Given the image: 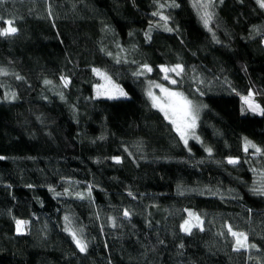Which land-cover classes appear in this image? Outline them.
<instances>
[{"label": "trees", "instance_id": "1", "mask_svg": "<svg viewBox=\"0 0 264 264\" xmlns=\"http://www.w3.org/2000/svg\"><path fill=\"white\" fill-rule=\"evenodd\" d=\"M176 3L163 10L173 31L153 28L151 40L150 22L163 24L153 0L0 5V27L11 19L18 28L0 37V67L24 77L0 76V264H264V196L251 191L264 179V156L243 150L245 138L264 149V116L240 112L250 90L264 98V10L256 0H223L208 31L192 0ZM144 63L153 72L133 76ZM177 63L186 67L179 87L158 67ZM93 67L130 98L95 97ZM196 74L202 84L193 83ZM61 76L71 80L67 88ZM150 80L207 105L197 123L202 143L189 140L191 151L151 107ZM9 90L18 99L5 101ZM65 188L73 195H55ZM185 209L200 216L204 231H180ZM65 216L83 229L86 254L63 231ZM16 219L29 221L25 234L16 233ZM228 224L260 251L234 252Z\"/></svg>", "mask_w": 264, "mask_h": 264}, {"label": "snow or ice", "instance_id": "2", "mask_svg": "<svg viewBox=\"0 0 264 264\" xmlns=\"http://www.w3.org/2000/svg\"><path fill=\"white\" fill-rule=\"evenodd\" d=\"M153 2L156 4L157 10L152 13L153 16L158 17L159 21H162L163 24L160 23L152 24L150 22L149 24V30L145 32V38L146 40H151V31L153 28H160L162 27L164 31L166 32H172L173 29L168 26V21L170 19L169 15L164 14L165 8H175L179 7L180 5L176 3V0H171V3L168 2V0H164V2H161V0H153ZM4 3V0H0V5ZM218 3H223V0H192V7L196 10L198 17L200 18L203 26L208 31H211V28L209 27L210 23L213 22L215 17V8L217 7ZM256 5L264 10V0H256ZM52 13L49 9V17H51ZM2 19V18H0ZM3 27H0V37L3 38H9L12 36H15L18 33V28L15 27V21L8 19L3 20ZM213 39L215 40V35L213 34ZM219 42V41H217ZM119 47V46H118ZM101 51H104V49H101ZM121 51H124L121 49ZM107 55L111 56L112 53H107ZM116 60V63L119 64L122 62V58L117 56L114 57ZM124 63H128V61L125 59L123 60ZM135 63V61H133ZM159 71L163 73V76L161 77L162 80L167 81L168 85L172 86H182V79L183 76L186 74V67L183 64L177 63L173 66H167V65H159ZM92 73L97 76L100 80L103 81V83H99L94 85V92L95 97H105L108 100H119V99H129L128 93L125 92V90L117 83H115L111 76L108 75V73L102 69L93 67ZM195 72V69L192 70ZM153 72V67L147 63L141 64L138 66L137 70L132 73L133 76L139 78L142 76H147L148 74H151ZM14 75L16 80H24V77L15 74L10 73L6 68L0 67V76H9ZM176 77H180L181 79H176ZM61 84L64 88H67L71 80L70 78L66 76L60 77ZM193 83L194 84H202L203 81L200 79L199 74H196L193 77ZM45 85L52 84V81L45 80ZM0 87H3L2 84H0ZM154 89L159 90V94L154 91ZM196 92L199 93V95H204L203 91L197 87ZM145 95L148 98L151 107L153 109H156L159 111L163 119L172 126V130L177 134L180 141L183 143L184 147L187 148L189 151H191V148L189 146V140H196L197 142L202 143L200 141V137L196 134V128H197V122L200 117V112L203 108L207 107V105H203L202 103H197L193 99H190L188 95H186L183 91H179L176 88L165 86V84L157 82V81H148V85L145 89ZM239 95V93H237ZM255 93L250 90L246 96H240V99L242 101V106L240 109L241 115H246L247 113H253L255 115L264 116V107H262L260 104L256 103L254 99ZM60 98L63 100L64 95L61 92ZM3 99L5 101L11 102L18 99V96L15 91L9 90L6 91ZM249 149H253L254 152L252 155L255 156H264V149L260 148L256 144H254L252 141L248 140L247 138L244 139L243 144V150L247 154L249 153ZM205 152L208 153L209 157L212 156V148L205 147ZM127 151V149H125ZM5 159V157L0 156V160ZM113 161L117 164L121 163V157L114 156L112 157ZM226 162L231 165H238L240 163L239 158H233L228 157ZM253 172H256V169H252ZM259 175L264 178V172H260ZM31 187V186H30ZM50 191H55L54 189H50ZM252 193L254 195L258 196H264V179L261 180V182L258 185L253 186L251 189ZM180 194H183L181 192ZM56 196L66 195L71 196L73 195V192L69 188H65L63 193L55 192ZM75 197L78 199H85L86 196L84 193L81 192H75ZM129 195L131 196L132 193L129 192ZM88 198L91 196V186H89ZM185 212L187 213V219H184L183 222L180 224V231L184 233L185 235H192L194 229H199L200 231H204L203 228V220H201L200 216L197 213L192 212L191 210L185 209ZM131 213L125 209L123 211L124 218H130ZM111 221V224L113 227L116 226L115 219L109 218ZM64 228L63 231L68 234V236L71 238L72 242L74 243L76 249L81 254H86L88 250V242L83 237V229L82 228H75L73 226V222L70 217L65 216L64 217ZM29 224V221L26 220H15V227H16V233L18 235L25 234V229L27 225ZM227 228V234L230 235L233 238V251L234 252H251L252 250L260 251V249L257 247L256 244L250 243L249 236L247 233L242 231H236L233 229L232 225L228 224L226 225ZM221 236H224L225 233L221 232L218 233ZM163 243V242H161ZM180 247H183V244L180 245ZM252 257L249 256V259ZM257 264H260V261H257Z\"/></svg>", "mask_w": 264, "mask_h": 264}, {"label": "rangeland", "instance_id": "3", "mask_svg": "<svg viewBox=\"0 0 264 264\" xmlns=\"http://www.w3.org/2000/svg\"><path fill=\"white\" fill-rule=\"evenodd\" d=\"M97 78H98V77H97ZM98 82H99V83H103V81L100 80L99 78H98ZM99 83H98V84H99ZM154 91L157 92V94H159V90H158V89H154ZM93 94H94V96H95V92H94V90H93ZM101 97H103V96H101ZM254 99H255L256 103H258V104H260L262 107H264V98H257V97L254 96ZM197 123H198V122H197ZM196 134H197V128H196ZM197 135H198V134H197Z\"/></svg>", "mask_w": 264, "mask_h": 264}]
</instances>
